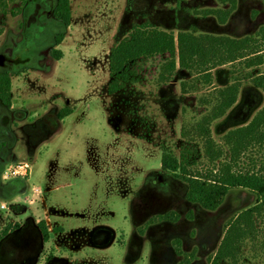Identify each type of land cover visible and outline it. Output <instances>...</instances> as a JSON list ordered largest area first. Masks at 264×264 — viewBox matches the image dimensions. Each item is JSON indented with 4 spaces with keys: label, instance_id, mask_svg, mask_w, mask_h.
Instances as JSON below:
<instances>
[{
    "label": "rangeland",
    "instance_id": "obj_1",
    "mask_svg": "<svg viewBox=\"0 0 264 264\" xmlns=\"http://www.w3.org/2000/svg\"><path fill=\"white\" fill-rule=\"evenodd\" d=\"M6 2V13L0 11V54L10 62L0 73L10 77L11 106L0 103V114L10 117L8 128L0 129V203L5 204L0 207V231L15 224L23 229L30 219L36 225L47 212L56 214L59 204L65 216L64 228L53 226L61 231L52 232L56 238L48 239L51 245L44 251L41 233L24 230L35 248L32 258L15 259L5 248V263L0 264H181L191 253L190 264H209L227 225L252 208L256 196L234 189L216 211H206L186 201L185 183L161 170V155L167 151L179 158L186 150L190 170L211 168L203 140L189 133L211 109L204 100L213 103L214 88L240 84L235 105L210 127L212 139L226 153L224 137L248 125L264 108V92L252 84L264 64L219 67L212 71L209 86L179 69L162 82L163 62L156 57L132 65L125 86L109 95V53L145 23L175 36L256 38L264 26L263 3L237 0L222 25L208 15L226 8L218 0H70V25L63 29L52 16L57 0ZM59 33L63 41L56 46ZM53 50L61 51L59 61ZM64 109L72 114L60 121L57 114ZM249 157L257 170L264 149L243 157V168ZM25 164L27 169H18ZM9 166L27 170L24 179L4 181ZM63 184L70 186L44 192ZM166 214L180 218L149 223ZM256 223L257 238L245 240L237 261L224 264H264V221L256 218ZM99 226L108 231L92 235ZM175 240L181 242L182 256L175 252Z\"/></svg>",
    "mask_w": 264,
    "mask_h": 264
},
{
    "label": "trees",
    "instance_id": "obj_2",
    "mask_svg": "<svg viewBox=\"0 0 264 264\" xmlns=\"http://www.w3.org/2000/svg\"><path fill=\"white\" fill-rule=\"evenodd\" d=\"M7 0H0V11L6 13ZM264 5V0H260ZM226 7L224 10L208 12L215 16L220 24H225L237 7V0H218ZM13 14V13H12ZM53 18L67 29L70 25V0H57L53 10ZM2 30L0 29V34ZM63 41V34L55 37L56 46ZM53 58H62L60 50H53ZM264 26L258 36L241 39H230L221 36L192 35L190 33H172L161 31L148 23L135 27L132 32L115 45L109 53L110 82L107 93L113 95L121 90L128 81L130 67L141 60L159 57L162 59L160 79L167 82L176 70L188 72L193 79H200L209 86L212 85V71L226 66L244 62L247 68L259 67L264 64ZM256 89L264 92V72L252 79ZM186 91V83L181 85ZM240 84L238 82L222 89H213L212 101L204 100V104H212L208 114L192 126L189 133L203 140L204 157L211 165L205 171H192L189 168V157L183 150L180 157L163 151L161 155V170L172 174L187 186L186 201L199 205L202 209L214 212L223 203L231 190L245 189L256 196V204L236 216L226 227L223 239L216 254L210 258L209 264H224L237 261L242 243L249 239L255 240L259 234L256 218L264 221V162L257 170L256 163L249 157V165L243 168L242 159L253 150L264 149V108L246 126L230 131L224 137L227 152L217 145L211 137V124L223 117L235 105ZM11 80L8 74L0 73V103L6 108L11 106ZM72 114L70 109H64L57 114L62 121ZM186 131H182L185 135ZM193 137V136H192ZM1 146V144H0ZM227 157L225 160L224 158ZM177 214H166L152 218L150 224L163 222L174 223L179 220ZM42 240L47 242L49 232L45 222L39 225ZM20 228L19 224L6 226L0 231V241L10 232ZM53 231H61L53 228ZM264 245V229H263ZM175 252L182 256L181 242L175 240ZM194 253L184 255L181 264H190Z\"/></svg>",
    "mask_w": 264,
    "mask_h": 264
},
{
    "label": "flooded vegetation",
    "instance_id": "obj_3",
    "mask_svg": "<svg viewBox=\"0 0 264 264\" xmlns=\"http://www.w3.org/2000/svg\"><path fill=\"white\" fill-rule=\"evenodd\" d=\"M9 63L10 61L7 60ZM7 65V64H6ZM9 119L10 117L8 115H1L0 114V129L3 128V129H6L8 128V125H9ZM0 138H2V135H0ZM3 176V175H2ZM3 179V178H2ZM4 180V179H3ZM16 180V179H14ZM18 180V179H17ZM6 181H11V180H6ZM41 222H44L41 221ZM40 221H38L37 223V226H35V224H26L24 226L23 229H20V231H18L17 233H15L12 237L10 238H7L3 241L2 245H1V248H0V258H1V263H5V260L3 259L5 257L2 256V250L5 249V248H8L9 249V252L11 255H13V257L15 259H19V260H22V258H25V259H30L32 258V254L35 250V248L33 247V243L29 240V238L26 236L25 232H33V234H35L37 236V231L39 229L38 225L41 223ZM45 226L47 228V224L45 223ZM38 227V228H37ZM36 228V229H35ZM19 230V229H18ZM25 230V232H24ZM48 230V228H47ZM17 231V230H16ZM107 228L106 227H99V228H95L92 232V233H98V232H101V233H105L107 232ZM49 232V230H48ZM51 232H53V228L51 229ZM50 232V233H51ZM93 235V234H92ZM39 236V234H38ZM18 239H21L20 242H18L17 240ZM41 245V244H40ZM38 258V257H37ZM24 262V261H23ZM25 263V262H24ZM57 263V262H56Z\"/></svg>",
    "mask_w": 264,
    "mask_h": 264
},
{
    "label": "crops",
    "instance_id": "obj_4",
    "mask_svg": "<svg viewBox=\"0 0 264 264\" xmlns=\"http://www.w3.org/2000/svg\"><path fill=\"white\" fill-rule=\"evenodd\" d=\"M67 186H70V184H63V185H55V186H51V187H48L47 189H45L44 190V192L46 193H54V192H57V191H59V190H61V189H68L69 187H67ZM17 199H20V197H17L16 199H14L12 202H15V201H17ZM57 204H58V202H57ZM68 205H69V203H68ZM57 210L55 211L56 212V214H50V213H48L47 212V217H44V218H47V220H48V223H49V225H50V231H49V241H51V242H53V240H54V237L56 238V235H53L52 236V232H51V229L53 228V226L55 225V224H57V226H59V227H62V228H64L63 226H62V223H61V221H62V218H63V216H65V215H62V213L64 212V214H65V211H64V207H62V205H60L59 204V206H58V208H56ZM39 220H37V222H38ZM26 224H29V225H31L32 224V219H30L29 221H27V223ZM35 226H37V224L35 225ZM83 227V226H82ZM99 227H101V226H99ZM104 227V226H103ZM23 228V227H22ZM38 228V227H37ZM97 228V227H96ZM20 229V228H19ZM78 229H79V227H78ZM81 229H86V228H81ZM18 231H13V232H10L2 241H0V248H1V245H2V243H3V241L5 240V239H7V238H10V237H12L15 233H17ZM40 232V230L38 229V234H40L39 233ZM51 232V233H50ZM60 232V231H59ZM39 237H41V240H40V244H41V248L43 249V251H44V249H45V247L46 246H50L51 245V242H49V241H47V242H45V241H43L42 240V236H41V234H40V236ZM55 249H57V247H54ZM42 254H43V252H42ZM41 254V255H42ZM0 260H1V258H0ZM37 261V260H36ZM1 262V261H0ZM6 264H11V263H9V262H6ZM26 264V263H25ZM34 264H36V262L34 263Z\"/></svg>",
    "mask_w": 264,
    "mask_h": 264
},
{
    "label": "built area",
    "instance_id": "obj_5",
    "mask_svg": "<svg viewBox=\"0 0 264 264\" xmlns=\"http://www.w3.org/2000/svg\"><path fill=\"white\" fill-rule=\"evenodd\" d=\"M23 167H25V169H27L28 166L25 164L24 166H19L18 169H24ZM26 172H27V170H23V172H19V171L15 170V168L13 166H9L5 170L2 178L4 179V181L13 180V179H24V177L26 176ZM0 207L2 209L5 208V204L0 203ZM44 222L47 224V228L50 231V225L48 223L47 218H44Z\"/></svg>",
    "mask_w": 264,
    "mask_h": 264
},
{
    "label": "water",
    "instance_id": "obj_6",
    "mask_svg": "<svg viewBox=\"0 0 264 264\" xmlns=\"http://www.w3.org/2000/svg\"><path fill=\"white\" fill-rule=\"evenodd\" d=\"M7 62V57L4 54H0V69L5 68ZM158 182H161V178L158 179Z\"/></svg>",
    "mask_w": 264,
    "mask_h": 264
}]
</instances>
